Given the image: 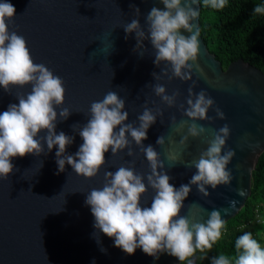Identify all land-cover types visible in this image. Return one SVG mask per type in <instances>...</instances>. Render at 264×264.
<instances>
[{
  "label": "water",
  "instance_id": "95a60500",
  "mask_svg": "<svg viewBox=\"0 0 264 264\" xmlns=\"http://www.w3.org/2000/svg\"><path fill=\"white\" fill-rule=\"evenodd\" d=\"M7 2L16 10L14 19L8 21L9 32L15 31L25 38L34 63L44 64L64 81L65 100L62 106L56 107L55 131L74 137L73 143L66 148L67 155H74L83 143L79 130L90 118L91 103L101 101L109 91L125 101L124 111L129 114L125 123L138 127V116L145 104L154 114L157 108L163 112V116L157 115L142 143L145 147L153 146L160 154L164 168L159 171L167 172L171 177L169 183L177 189L188 184L197 171L188 166L190 162L207 149L214 132L228 124L231 131L222 154L228 149L235 152L227 166L233 176L231 183L215 189L206 186L207 197L192 185L180 215L192 222L204 223L213 210L220 211L224 221L238 212L250 194L252 171L264 150V73L258 67L239 58L223 68L201 37L198 16L192 23L194 31L199 30L197 63L204 74L193 72L192 80L173 78L169 81L162 75V69L171 66L166 62L159 67L155 65V49L150 41H143L144 48L137 49L135 32L125 33L123 28L138 18L147 35L146 16L153 7L164 9L160 0ZM193 7L200 12L201 5ZM180 31L190 35L183 29ZM154 72L162 78L154 79ZM156 84L164 86L168 95L179 91L175 106L169 107L155 94ZM31 87V84L10 86L7 92L0 86V114L10 104H18L17 95L26 96ZM190 87L194 93L205 90L215 104L207 113L211 120L196 121L208 131L200 137H189L187 145L182 146L180 140L187 135L188 129L185 127L178 133L176 126L181 120L192 123L180 108L181 104L185 109L188 107ZM216 107L224 112L226 119L216 117ZM61 108L70 111L66 120H59ZM173 116L176 125L172 123ZM44 135L46 130L39 133L37 139ZM161 135L165 139L163 146L156 143ZM128 139L134 155L129 156L127 148L116 155L109 150L105 154V164L92 178L77 175L67 164L60 172L56 163L58 146L49 152L45 143L44 153L39 156L28 154L12 158L13 173L7 180L0 179V264H181L166 252L155 258L137 248L129 255L114 246V238L94 228V217L85 200L92 189L103 187L106 172H115L122 165L134 166L136 173L144 176L147 186L141 206L150 207L155 195L147 184L150 166L146 156L130 135ZM169 151L180 159L169 160ZM241 190L243 196L239 195ZM232 200L237 202L235 207L230 206ZM102 248L106 252L101 251ZM190 259L196 263V255Z\"/></svg>",
  "mask_w": 264,
  "mask_h": 264
},
{
  "label": "clouds",
  "instance_id": "9594fccd",
  "mask_svg": "<svg viewBox=\"0 0 264 264\" xmlns=\"http://www.w3.org/2000/svg\"><path fill=\"white\" fill-rule=\"evenodd\" d=\"M160 2L164 9L153 7L146 16L147 35L138 18L123 27L125 33L135 32L137 49L144 48L143 41H150L155 49V65L159 67L162 62H166L171 66L170 69H162V75L167 76L169 81L173 78L192 80L193 72L203 75L204 70L197 63L199 30L196 28L194 31L195 25L192 23L200 14L193 5H201L200 0H183V5L182 0ZM226 2L227 0H203L205 6L213 9H223ZM15 11V7L7 0L0 2V86L7 92H10V86L23 87L31 84L32 87L26 96L17 95L18 104H10L0 114V179L7 180L13 173L12 158L28 154L39 156L44 153L45 143L49 152L54 146H58L56 163L60 172L65 170L67 164L77 175L95 177L105 164V154L109 150L116 155L127 148V154L134 155L128 139L130 135L149 163L147 184L155 195L150 207L141 206V197L146 193L147 186L144 176L136 173L134 166L122 165L115 172H106L103 187L92 189L85 200L94 217V228L109 238H114V246L129 255L140 248L145 254L155 258L166 252L176 257L181 264L185 261L187 264H194L189 258L197 250L204 252L205 249L212 248L221 237L225 221L217 210L211 211L204 223L192 222L181 216L180 212L192 185L207 197L209 193L206 186L215 189L218 185L231 183L233 176L227 166L235 152L228 149L222 154L230 136L229 125L224 124L214 132L207 149L188 165L195 167L197 171L188 184L177 189L169 183L171 177L167 172L159 171L164 168L160 154L153 146L145 147L142 143L147 139V131L156 122L157 115L163 116V112L157 108L154 114L145 104L142 114L138 116V127L125 123L129 116L124 111L125 101L114 91H109L101 101L91 103L90 118L79 130L83 143L74 155H67L66 148L73 143L74 137L63 131L59 134L55 131L58 121L56 107L62 106L65 100L64 81L44 64L34 63L25 38L15 31L9 32L8 21L14 19ZM253 13L264 14V5H256ZM136 14L138 17V8ZM181 29L190 35L183 34ZM139 55L143 57V51ZM152 75L157 81L162 78L155 72ZM154 92L169 107L175 106L180 95L178 90L172 95L166 94V88L161 84L154 86ZM186 103V109L183 104L180 108L184 109L183 114L192 123L181 120L176 126L178 133L185 127L188 129L187 135L180 140L182 146L187 145L189 137H200L208 131L196 121L212 119L207 113L213 108L215 101L205 90L194 93L190 87ZM215 112L217 118L226 119L220 108L216 107ZM69 115V109L61 108L59 120H66ZM172 123L177 124L174 116ZM73 129L75 130L74 125ZM45 130L46 135L37 139L39 133ZM156 143L163 146L164 136L161 135ZM167 158L171 161L180 159L172 151L167 153ZM239 195L243 196L244 192L241 190ZM236 203L232 200L230 206L235 207ZM93 235L99 243L97 233ZM235 248L234 257L221 254L213 257L211 264H264V247L253 238L251 232H244L239 236L235 241ZM101 251L106 252V249L102 248Z\"/></svg>",
  "mask_w": 264,
  "mask_h": 264
},
{
  "label": "trees",
  "instance_id": "16d2710c",
  "mask_svg": "<svg viewBox=\"0 0 264 264\" xmlns=\"http://www.w3.org/2000/svg\"><path fill=\"white\" fill-rule=\"evenodd\" d=\"M200 3L201 37L222 67L226 68L230 62L242 58L264 73V14L253 13V8L264 5V0H227L223 9L205 6L203 0ZM257 207L261 212L264 210V150L252 171L250 194L243 206L225 221L221 237L211 249L196 251L195 264H211L212 258L221 254L234 257L235 241L244 232H251L264 247V233L260 230L263 220L250 224ZM248 221L249 224L244 227Z\"/></svg>",
  "mask_w": 264,
  "mask_h": 264
},
{
  "label": "built area",
  "instance_id": "2783aa9c",
  "mask_svg": "<svg viewBox=\"0 0 264 264\" xmlns=\"http://www.w3.org/2000/svg\"><path fill=\"white\" fill-rule=\"evenodd\" d=\"M262 220H263V215H262L261 209L259 207H257V208H255L254 217L251 219V222L248 221V223H246V225H244V227L247 226L249 224V222H250V224L251 223L256 224V223L262 222Z\"/></svg>",
  "mask_w": 264,
  "mask_h": 264
},
{
  "label": "rangeland",
  "instance_id": "374dc122",
  "mask_svg": "<svg viewBox=\"0 0 264 264\" xmlns=\"http://www.w3.org/2000/svg\"><path fill=\"white\" fill-rule=\"evenodd\" d=\"M263 215V224L260 226V230L264 233V210L262 211Z\"/></svg>",
  "mask_w": 264,
  "mask_h": 264
}]
</instances>
